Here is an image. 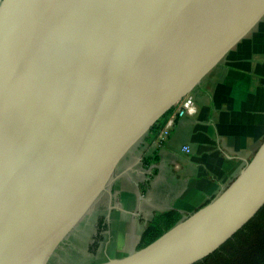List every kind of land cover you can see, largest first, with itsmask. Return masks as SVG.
I'll list each match as a JSON object with an SVG mask.
<instances>
[{
    "label": "water",
    "instance_id": "95a60500",
    "mask_svg": "<svg viewBox=\"0 0 264 264\" xmlns=\"http://www.w3.org/2000/svg\"><path fill=\"white\" fill-rule=\"evenodd\" d=\"M263 15L264 0H0V264H45L124 154ZM263 205L264 140L216 197L93 264H193Z\"/></svg>",
    "mask_w": 264,
    "mask_h": 264
},
{
    "label": "crops",
    "instance_id": "0c3cea01",
    "mask_svg": "<svg viewBox=\"0 0 264 264\" xmlns=\"http://www.w3.org/2000/svg\"><path fill=\"white\" fill-rule=\"evenodd\" d=\"M190 93L196 113L177 119L162 146L145 134L119 160L83 264L130 254L156 213L187 216L252 158L264 140V15Z\"/></svg>",
    "mask_w": 264,
    "mask_h": 264
},
{
    "label": "trees",
    "instance_id": "16d2710c",
    "mask_svg": "<svg viewBox=\"0 0 264 264\" xmlns=\"http://www.w3.org/2000/svg\"><path fill=\"white\" fill-rule=\"evenodd\" d=\"M173 107L168 109L153 124L146 136L154 139L165 117ZM147 161L145 158L144 163ZM181 218L182 215L175 209L156 213L147 227L142 231L137 248H141L155 240ZM98 219L100 222L102 217ZM95 220L96 218L87 231V240L93 238V236L91 237L93 234V230L91 234V228H93ZM98 227H100L99 223ZM96 245L97 243L93 242L90 246L96 247ZM193 264H264V205L219 248Z\"/></svg>",
    "mask_w": 264,
    "mask_h": 264
},
{
    "label": "rangeland",
    "instance_id": "374dc122",
    "mask_svg": "<svg viewBox=\"0 0 264 264\" xmlns=\"http://www.w3.org/2000/svg\"><path fill=\"white\" fill-rule=\"evenodd\" d=\"M135 147V145H133ZM131 147L125 154H130L134 147ZM130 152V153H129ZM124 154V156H125ZM105 200V199H104ZM102 200L98 208H94L87 214L78 225L70 232L68 238L59 243L58 248L48 257L45 264H83L89 255L86 249L87 231L92 226L93 220L100 212L105 210V201ZM94 227V226H93ZM91 228V234H92Z\"/></svg>",
    "mask_w": 264,
    "mask_h": 264
},
{
    "label": "built area",
    "instance_id": "2783aa9c",
    "mask_svg": "<svg viewBox=\"0 0 264 264\" xmlns=\"http://www.w3.org/2000/svg\"><path fill=\"white\" fill-rule=\"evenodd\" d=\"M196 111L197 106L194 97L191 93H187L178 100L173 109L165 117L162 125L155 135L154 144L157 147L162 146L166 139L169 137L177 119L184 115H193L196 113ZM183 149L187 152L189 151V148L187 146H185Z\"/></svg>",
    "mask_w": 264,
    "mask_h": 264
}]
</instances>
